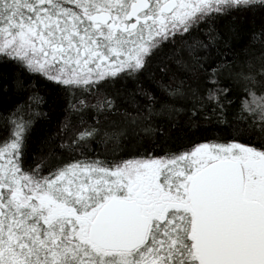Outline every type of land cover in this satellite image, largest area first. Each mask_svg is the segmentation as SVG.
<instances>
[{
	"label": "snow or ice",
	"instance_id": "1",
	"mask_svg": "<svg viewBox=\"0 0 264 264\" xmlns=\"http://www.w3.org/2000/svg\"><path fill=\"white\" fill-rule=\"evenodd\" d=\"M22 75L58 88L79 124L68 156L26 165L43 98L3 100L0 264H264V0H0V89ZM225 78L245 93L231 138L148 150L178 104L225 120Z\"/></svg>",
	"mask_w": 264,
	"mask_h": 264
},
{
	"label": "trees",
	"instance_id": "2",
	"mask_svg": "<svg viewBox=\"0 0 264 264\" xmlns=\"http://www.w3.org/2000/svg\"><path fill=\"white\" fill-rule=\"evenodd\" d=\"M246 42V36L242 37L239 44ZM237 46L236 44L233 45ZM231 48H220L221 54L228 53L227 59L231 60ZM12 70L9 69V72ZM12 78L11 75L9 77ZM21 79L24 81V88L16 92L14 90L5 92L4 89H0V107H3V100L7 99L9 102H15L17 99H23L27 101V96L32 92H38L43 98L40 105V111L44 115L35 119V122L31 128L27 140V150L25 154V162L35 167L37 164L46 166L52 163L50 153L59 156L63 154L68 156V149H61V145L65 142H70L74 139L72 136L73 129L77 128L79 124L78 118L71 114L67 110V100L64 94L55 86L50 83H46L44 78L37 76L22 75ZM155 79L160 80V76L156 75ZM222 87L230 88L229 93L224 100L225 104V120L219 119L216 113H213V108L216 105L213 102L204 101L203 110H196V114H193L192 103L185 102L182 105L184 111L175 115L172 119L167 117H154L153 127L156 131L151 137H143L144 145L148 147L149 151L155 147L160 149L163 147L165 150L170 151H182L187 142L199 143L209 142L217 138H231L229 133L231 132L230 125L236 124L237 110L241 106V101L245 96V93L241 91L240 87L236 84L228 81L226 78L222 81ZM143 87L151 92L157 99H163L164 93L160 89L157 83L153 80L145 77L143 79ZM215 87L207 80L201 83V93L206 95L207 89ZM137 99L141 104L147 103V98L143 95H138ZM229 101L231 103H229ZM88 102H95V94L88 96ZM120 107L127 112H133L134 108L127 105L122 100H118ZM217 112L219 109L217 108ZM94 111L89 108L85 113L86 119H92L94 117ZM163 128L164 133H167L171 140L167 145H161L160 143V128ZM2 130H0V138H2ZM45 138H50L49 142L42 143ZM94 147V144L92 145ZM162 154V153H161Z\"/></svg>",
	"mask_w": 264,
	"mask_h": 264
}]
</instances>
